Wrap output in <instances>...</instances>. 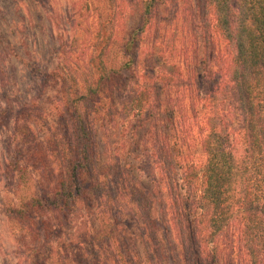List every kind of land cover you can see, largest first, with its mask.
I'll return each instance as SVG.
<instances>
[{
	"label": "trees",
	"instance_id": "16d2710c",
	"mask_svg": "<svg viewBox=\"0 0 264 264\" xmlns=\"http://www.w3.org/2000/svg\"><path fill=\"white\" fill-rule=\"evenodd\" d=\"M166 2H144L142 25L125 43L120 59L109 52L129 0H106L108 13H97L92 52L82 64L69 61L76 36L71 42L61 37L58 71L34 70L45 83L62 84L57 133L42 137L33 130L31 120L40 119L32 111L35 101L14 105L8 95L0 99V128H10L14 139L3 170L14 198L4 211L32 264H70L69 252L59 257L52 240L70 226L80 202L99 209L96 241L80 264L102 263L114 222L125 217L143 222L149 264H225L219 246L230 239L233 226L247 264H264V0H193L190 21L198 28L204 57L192 70L195 88L188 98L193 118H198L199 106L204 111L199 140L205 161L200 168L182 161L175 140L178 109L162 104L178 88L183 67L158 55L140 71L148 59L137 52L139 36L152 20L154 6L159 11ZM218 40L225 49L216 52ZM106 88L112 96L107 107L112 122L116 101L120 122L124 127L128 123L131 132L152 122V144L139 168L154 186L134 181L136 175L120 165L116 173L113 166L101 167L104 151L98 148L96 122L105 109L99 103ZM230 108L239 112L235 127ZM155 192L162 200L166 192L170 199L160 201V216ZM169 213L172 219H167ZM124 258L115 264H142L130 255Z\"/></svg>",
	"mask_w": 264,
	"mask_h": 264
},
{
	"label": "rangeland",
	"instance_id": "374dc122",
	"mask_svg": "<svg viewBox=\"0 0 264 264\" xmlns=\"http://www.w3.org/2000/svg\"><path fill=\"white\" fill-rule=\"evenodd\" d=\"M146 1L129 0L126 14L123 15L112 41L109 52L111 57L118 54V58H121L125 43L134 30L142 25L141 15ZM192 5L193 0H167L159 6V11H156L155 5L152 20L139 36L137 52L140 59H148L140 71L150 65L151 57L155 59L158 55L176 61L183 67L184 76L178 88L170 96L163 98L162 104L164 109H178L175 115L178 125L175 140L181 145L182 161L185 164L194 162L200 168L205 161L199 140L204 111L202 106H199L198 118H193L188 97L195 88V78H191L192 70L204 57V47L198 28L190 21V14L194 11ZM108 10L106 0H0V99L8 95L14 105L35 101L32 111L40 119H32L30 125L40 136H48L50 132L57 133V126L61 124L58 98L62 84L56 81L47 84L34 70L40 68L55 74L62 58L61 37H66L71 42L73 35L76 36L78 44L75 46V42H71L74 49L69 61L72 64L77 61L82 64L83 56L88 57L92 52L91 42L97 27V13L107 14ZM215 42L216 52L225 49L223 41ZM100 99H103L102 102L100 100V107L105 105L96 122L98 148L100 153L104 151L101 167L107 169L108 166H113L116 173L121 172L120 165L124 172L136 175L137 179L134 181L154 186V182L139 168L143 164L144 150L152 144L153 137L148 133L151 120L133 133L128 123L124 127L120 122L118 101L114 102L115 122L107 115V107L111 105V91L106 88ZM230 113L235 127L236 122L238 124L239 112L230 108ZM178 122H182V125ZM11 143H14L12 130L0 128V264H32L28 254L21 252L15 227L4 211L7 201L14 198L13 184L3 172L4 159L10 154ZM155 196V205L160 216V213L164 212L160 203H170V199L166 192L162 196L164 200L160 199L157 192ZM110 211V217L114 219L113 208L110 207ZM98 214L96 205L88 209L83 202L78 204L70 226L59 238L52 240L59 257H62L64 252H69L71 256L67 263L70 264H80L84 258L90 257L91 243L96 241L94 234L99 227ZM172 215L166 214L167 219H172ZM114 226L113 238L106 248L107 252L101 251L100 264H115V259L122 263L125 261L124 256L128 255L136 262L149 264L145 240L148 236L144 237L143 222L139 218L125 217L115 221ZM235 227H232L230 239L220 245L219 249L224 247L221 253L225 256V264H247V257ZM54 258L58 259V255ZM168 264L174 263L168 261Z\"/></svg>",
	"mask_w": 264,
	"mask_h": 264
}]
</instances>
